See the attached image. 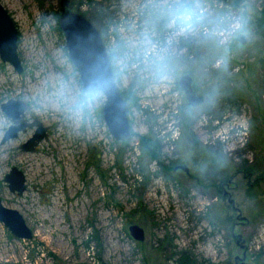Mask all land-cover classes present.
<instances>
[{
	"label": "rangeland",
	"instance_id": "obj_1",
	"mask_svg": "<svg viewBox=\"0 0 264 264\" xmlns=\"http://www.w3.org/2000/svg\"><path fill=\"white\" fill-rule=\"evenodd\" d=\"M60 1L0 0L19 27L23 64L0 56V195L34 233L19 238L0 220V264H178L184 254L190 264H237L236 233L247 260L264 264V0H69L111 54L134 129L122 141L105 121V95L83 88L70 59ZM186 72L199 104L178 85ZM10 98L47 126L34 150L21 146L37 126L3 141ZM140 135L160 143V159ZM13 166L25 173L22 192L5 179ZM247 166L250 175L238 170Z\"/></svg>",
	"mask_w": 264,
	"mask_h": 264
},
{
	"label": "water",
	"instance_id": "obj_2",
	"mask_svg": "<svg viewBox=\"0 0 264 264\" xmlns=\"http://www.w3.org/2000/svg\"><path fill=\"white\" fill-rule=\"evenodd\" d=\"M60 9L59 26L65 34L70 59L80 71L83 88L88 92H102L105 95L102 111L109 130L118 140L131 139L134 136V129L129 117L130 107L117 82L111 54L101 30L84 12L72 9L69 0H61ZM19 39L20 30L14 17L5 5L0 3V56L4 61L12 63L18 71H22L23 64L18 52ZM178 84L185 92L189 105H196L204 100V97L195 88L194 77L189 72L179 78ZM2 108L13 120L3 141L16 137L20 130H25L28 126H37L34 134L21 146L25 150H34L36 145L48 135L47 126H44L40 120L28 121L25 119L27 103L23 99L10 98L2 103ZM147 147L152 149L150 145ZM178 168L190 173V167L186 163L174 166V169ZM5 179L14 192H22L26 189L25 173L17 166L12 167ZM226 193H229V190H226ZM229 201L238 211L237 217L248 220L242 209L235 204L232 195L229 196ZM0 220L15 236L19 238L33 237V230L24 215L18 209L7 206L1 195ZM129 228L135 239H145V229L140 224L132 223ZM235 236L238 237L237 243L244 249L242 255H237L236 259L240 258L241 264H256L247 260L246 238L243 234L236 233Z\"/></svg>",
	"mask_w": 264,
	"mask_h": 264
},
{
	"label": "trees",
	"instance_id": "obj_3",
	"mask_svg": "<svg viewBox=\"0 0 264 264\" xmlns=\"http://www.w3.org/2000/svg\"><path fill=\"white\" fill-rule=\"evenodd\" d=\"M240 1L241 0H236L237 3ZM89 17L92 19L91 16ZM257 26L264 34V8L261 9L260 17H258V20H257ZM140 136L143 139L144 145H146V142H147V144L151 146L152 149L147 147L148 150L150 151L151 156L155 159H160V152H161L160 143L154 142L153 140H151V138H147L146 135H140ZM238 170L244 172V174L246 175H250L253 171V167L247 166V167H244V170L243 169H238ZM178 264H190V259L184 254L182 257H180V259H178Z\"/></svg>",
	"mask_w": 264,
	"mask_h": 264
},
{
	"label": "built area",
	"instance_id": "obj_4",
	"mask_svg": "<svg viewBox=\"0 0 264 264\" xmlns=\"http://www.w3.org/2000/svg\"><path fill=\"white\" fill-rule=\"evenodd\" d=\"M85 1V0H84ZM87 4H89L87 1H85ZM179 131V132H178ZM180 134V130L178 126L173 125L170 128V133L166 136V139L171 143L172 141L178 139Z\"/></svg>",
	"mask_w": 264,
	"mask_h": 264
},
{
	"label": "flooded vegetation",
	"instance_id": "obj_5",
	"mask_svg": "<svg viewBox=\"0 0 264 264\" xmlns=\"http://www.w3.org/2000/svg\"><path fill=\"white\" fill-rule=\"evenodd\" d=\"M179 85V84H178ZM180 87V86H179ZM146 145H149V144H147V142H146ZM174 168V167H173ZM219 184V183H218ZM223 189V190H222ZM219 190H222L223 191V196H228L229 195V193H226V188H224V186H223V183H221V186L219 187ZM226 193V194H225ZM233 204V203H232ZM236 238H238L237 236H236ZM246 245H247V239H246ZM247 248H248V245H247ZM247 248H246V250H247ZM243 251H244V249H243ZM235 262L238 264H241V259L240 258H235Z\"/></svg>",
	"mask_w": 264,
	"mask_h": 264
}]
</instances>
